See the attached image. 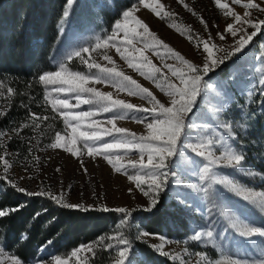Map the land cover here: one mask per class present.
Returning a JSON list of instances; mask_svg holds the SVG:
<instances>
[{
  "label": "snow or ice",
  "instance_id": "obj_1",
  "mask_svg": "<svg viewBox=\"0 0 264 264\" xmlns=\"http://www.w3.org/2000/svg\"><path fill=\"white\" fill-rule=\"evenodd\" d=\"M213 2L225 17L232 20L222 32L217 33L221 41L226 39V35L233 37L234 43L228 50L219 47L211 34L205 39L194 34L190 27L182 28L178 23H170L169 27L174 28L181 35H186L189 42H194L195 47L202 52L199 63L186 58L181 52L165 43L138 15L142 10H147L159 19L173 20L176 14L169 11L162 0H135L134 3L123 6L117 13L118 18L114 20L108 34L97 36L94 43L87 46L74 48L68 52L65 61L58 63L56 69L43 71L38 75L37 82L45 89L43 99L46 105H50L51 112L55 115L50 118L29 111L28 118L31 124L23 123L12 131L20 135L24 128L32 127L36 130L41 127L42 122L59 117L64 129L54 131L52 142L45 147L63 149L64 152L71 153L78 159L82 158L86 150L88 156L104 159L115 172L126 175L129 182L134 185V188L128 189L130 194L138 190L146 198L145 206L142 208L144 212H152L157 208L161 193L169 188L170 178L176 185L177 197L183 200L179 192L181 180L178 178L177 169L178 161L184 158V152L178 149L188 148L191 153L207 163L199 177L202 186L190 183L187 187L202 193L212 207H215L213 185H221L242 201L264 212V192H256L227 177L211 176L213 166L233 169L248 176L255 175L244 167L246 154L228 147L217 156L212 150L213 145L219 142L226 143L225 135L218 134L216 141L211 138H195L200 131L196 127L198 100L208 90H217L220 87L219 82H211L210 73L215 72L233 56L242 53L258 35L264 36V18L253 15L254 11L264 13V0H213ZM76 3L77 0H65V7L59 20L61 36L65 34L64 25L70 19ZM177 3L193 16L198 15L185 0H177ZM233 5L242 8V14L235 11ZM199 21L205 30L209 28L208 22L202 16L199 17ZM261 48H264V43L261 44ZM113 49L128 69L149 81L156 91L143 86L121 68L110 54ZM152 56L160 61L159 66L153 62ZM77 60L81 66L80 70L72 67L73 62ZM101 60L106 63H101ZM261 83L264 84V81ZM97 84L111 86L117 94L125 93L128 97H137L144 101V104H135L118 96L114 97L113 93L96 88ZM157 92L162 95L158 96ZM260 92L264 94V87ZM14 95H16L14 89L11 87L5 89L3 82H0V97L10 98ZM82 105H88L89 110H81ZM105 113L111 115L104 120L98 119ZM4 115L6 113L0 110V117ZM118 120H132L137 124H143L144 132L138 134L127 128L118 127L116 123ZM47 126L52 128L51 124ZM220 127L226 133L228 140H236L232 123L225 122ZM5 136H8V133L0 131V141ZM4 148L5 145L0 143V150ZM131 152L137 153L139 159L128 160L127 165L122 164L121 161ZM29 156L38 164L39 157L32 155L31 148ZM129 167L132 169L131 172L128 171ZM0 168L3 172L0 181L5 182L4 188H0V193L11 188L15 193L28 197H45L64 209L117 212L123 214L125 218L122 223H126L127 218L132 215L125 207L109 208L107 205H100L97 208L95 205L86 206L79 202L70 203L64 191L53 192L50 189L30 191L21 187L8 175L13 164L9 162L6 152L0 154ZM56 171L59 172L60 169L57 168ZM84 171L87 173L86 168ZM26 178L34 179V176ZM205 181H208L206 186ZM183 202L187 203V201ZM21 207L23 205H0V227L3 226L4 218L18 212ZM211 210L209 208V215ZM222 214L233 234L246 241H250L253 237L264 238V225H254L246 217L237 215L231 208L222 209ZM213 237L214 232L211 226H208L207 230L204 228L194 230L190 239L193 242L204 241L214 245ZM28 238V231L24 230L19 234L17 243L22 245ZM143 238L159 239L160 243L149 245L154 252L170 257L173 261L179 260V264H188L179 256H170V253L164 250L167 243L164 236L157 237L151 230H143L139 232L137 239ZM111 241L116 243L113 244ZM47 244H52V241H47ZM6 248L7 245L0 242V264H28L29 258H34L35 264H45L43 257L35 258L34 254L29 257L22 255L20 251L8 253ZM98 250L115 253L109 264H148L147 258L141 260L138 257L132 241L123 233L102 236L91 243L81 244L64 256L50 254L51 264H93ZM38 251L43 252L44 247ZM195 256L198 258L196 264H264V255L252 260L234 255H221L216 259L198 251Z\"/></svg>",
  "mask_w": 264,
  "mask_h": 264
},
{
  "label": "rangeland",
  "instance_id": "obj_2",
  "mask_svg": "<svg viewBox=\"0 0 264 264\" xmlns=\"http://www.w3.org/2000/svg\"><path fill=\"white\" fill-rule=\"evenodd\" d=\"M85 1L87 3L90 0ZM134 2L135 0H125L124 4L127 5ZM185 2L189 4V7L196 10L197 16H193L186 11L181 4L177 3V0H162L168 10L176 14L173 20L159 19L147 10H142L138 15L149 24L151 30L165 43H168L175 50L185 55L186 58L195 62L199 63L201 61V50L195 47L194 42H189L186 35H181L174 28L169 27L170 23H178L182 28L190 27L194 34L205 39L211 34L219 47L228 50L234 43L233 37L226 35V39L221 41L217 33L222 32L226 25L232 22L231 18L225 17L221 10L214 6L213 0H185ZM90 3L93 4L95 1L91 0ZM81 4L84 6L85 2L78 3L77 0L75 5L80 6ZM75 5L74 8L76 7ZM232 7L235 11L242 14V8L235 5ZM117 13L109 25L98 24L99 22L90 16L85 21L83 19L85 14H81L79 20L74 21L71 19V15L64 25L65 34L59 36V41L54 49V68L58 67L59 62L65 61L68 52L74 48L87 46L90 43H94L97 36L108 34L114 20L118 18ZM253 15L254 17L264 18V13L254 11ZM200 16L208 22L209 28L207 30L200 23ZM249 31L251 30L249 29ZM262 43H264V36L258 35L242 53L233 56L215 71L218 72V70L225 67V74L223 72L218 74L210 73L211 82H219L220 87L217 90H208L198 100L199 111L197 112L196 127L200 131L195 137L196 139L211 138L216 141L218 134L225 135L226 143L219 142L213 145L212 150L217 156L221 152L226 151L228 147L243 151L247 156L244 167L247 171L255 173V175L248 176L233 169L213 166L211 176L233 179L256 192H264V175L252 165L250 155L252 157L262 155L263 148L262 142H257V139L253 140V135H250L247 121L249 117H259V121L262 122L264 127V94L260 92V89L264 87V84L261 83V81H264V58H262L264 57V48H261ZM110 54L113 55L117 64L129 75H132L143 86L156 91L149 81L144 80L138 74L132 72L131 69H128L124 62L115 54L114 49ZM147 54L151 55V53ZM151 58L157 66L160 65V61L155 56ZM100 62L106 63L103 60ZM168 62L171 63L172 61ZM72 67L80 70L79 61H74ZM95 87L101 91L113 93L114 97L118 96V98L129 100L135 104H144V101L137 97H128L125 93L117 94L111 86L97 84ZM157 95L161 96L162 94L157 92ZM11 98L0 97V110H3L6 114L8 113V103L12 100ZM40 109L39 111H30L38 115L49 116L50 118L55 115L51 112L50 105H46V102ZM81 110H89V106L82 105ZM110 115V113H105L99 116L98 119L104 120ZM3 118L7 119L6 115L0 117V131L8 133V136H5L0 141V143L5 145V148L0 150V154L3 152L7 153L9 162L13 164V168L10 169L8 175L21 187H25L30 191H39L41 189H50L53 192L64 191L70 203L79 202L86 206L95 205L97 208L100 205H107L109 208L125 207L130 211H138L145 206L146 198L138 190L133 191L131 194L129 193L128 189L134 188V185L129 182L127 176L115 172L104 159L90 157L85 150L81 163V159L71 153L64 152L63 149L45 147V145L52 142L54 131H62L64 129L63 122L59 117L55 120L49 119L42 122L41 127L36 130H33L32 127L24 128L20 135H16L12 130L23 123L31 124L28 115L18 124L9 117L10 124L6 125L1 123ZM225 122L233 124V134L237 137L235 141L228 140L226 133L220 127ZM116 123L118 127L127 128L138 134L144 132V125L137 124L132 120H118ZM49 124L52 125V128L47 126ZM107 127H110V125H107ZM105 139H108V137H105ZM10 144L18 145L20 149L15 150L9 146ZM30 148L32 149V155L39 157L38 164L31 160L29 156ZM180 150L184 152V158L178 161L179 168L177 171L178 178L181 180L179 192L183 200L177 197L176 185L171 178L169 188L161 193L160 197L166 195L168 200L175 201L184 209V215L182 216L187 219L188 231L186 234L176 238L164 236L167 240L164 250L169 252L170 256H179L187 261L188 264H196L198 258L195 253L198 251L216 259L221 255H234V257L238 256L252 260L264 255V238L253 237L250 241H246L233 234L228 221L222 214V209L231 208L236 211L237 215L246 217L256 226L264 225V212H261L258 207L242 201L221 185H213V198L216 206L212 207L210 201L202 193L187 187L190 183L202 186L199 177L207 162L195 156L188 148L178 149V151ZM26 157L27 159H25ZM138 159V154L131 152L121 163L127 165L128 160ZM33 165L35 166L33 167ZM57 168L60 169L59 172L56 171ZM85 168L87 173L84 171ZM128 171H132L131 167L128 168ZM2 174V168H0V175ZM28 176H34V179H27L26 177ZM21 177H25V179H21ZM207 182H204L205 186ZM183 201H187V203ZM209 208L212 209L211 215H209ZM208 226H211L214 232V245L204 241L197 243L190 239L194 230H199L200 228L207 230ZM133 227L135 229L134 235L137 239L139 232L143 231V229L136 222H133ZM137 241L146 245L161 242L157 238H143L137 239ZM111 242L113 244L116 243V241ZM50 254L54 255L49 247H44V251H40L37 258L43 257L45 264H51ZM136 254L141 260L145 259L142 254ZM114 255V252L110 254L98 250L93 264H109L111 257ZM159 256L163 261L179 264V260L173 261L170 257ZM100 260L102 261L100 262ZM28 264H35V259ZM148 264L151 263L148 261Z\"/></svg>",
  "mask_w": 264,
  "mask_h": 264
},
{
  "label": "trees",
  "instance_id": "obj_3",
  "mask_svg": "<svg viewBox=\"0 0 264 264\" xmlns=\"http://www.w3.org/2000/svg\"><path fill=\"white\" fill-rule=\"evenodd\" d=\"M94 1L91 4V0L87 3L78 0V3L85 4L75 5L71 19L79 20V16L85 14V21L90 16L98 24L109 25L125 6V0ZM64 7L65 0H0V82L16 92L8 103L7 119L3 118L1 123L9 125L10 117L18 124L30 110L39 111L45 105V89L37 82V77L43 71L55 69L53 55L59 41V20ZM224 71L225 67L213 74H225ZM247 125L253 140L262 142V155H250V158L256 170L264 175V127L255 116L248 118ZM9 146L20 149L15 144ZM4 184L0 181V188H4ZM0 205H23L18 212L4 218L0 242L7 245L8 253L20 251L29 257L34 254L35 258L42 247H49L54 255H66L81 244L123 233L132 241L135 252L142 254L151 264H174L163 261L149 245L137 241L133 222L143 230L169 238L182 236L188 231L187 219L182 216L184 209L168 200L166 195L160 197V203L152 212L131 211L126 223H122L125 218L121 213L64 209L45 197H28L11 188L0 193ZM24 230L28 231L29 238L21 245L17 238ZM49 240L52 241L50 245L47 244ZM32 260L34 258H29L28 263Z\"/></svg>",
  "mask_w": 264,
  "mask_h": 264
}]
</instances>
